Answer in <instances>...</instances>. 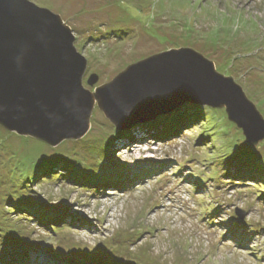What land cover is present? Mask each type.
<instances>
[{
  "label": "rangeland",
  "instance_id": "rangeland-1",
  "mask_svg": "<svg viewBox=\"0 0 264 264\" xmlns=\"http://www.w3.org/2000/svg\"><path fill=\"white\" fill-rule=\"evenodd\" d=\"M30 1L70 28L84 88L188 47L264 121V0ZM94 105L55 145L0 124V264H264V137L249 143L224 104L186 100L122 131Z\"/></svg>",
  "mask_w": 264,
  "mask_h": 264
},
{
  "label": "water",
  "instance_id": "water-1",
  "mask_svg": "<svg viewBox=\"0 0 264 264\" xmlns=\"http://www.w3.org/2000/svg\"><path fill=\"white\" fill-rule=\"evenodd\" d=\"M73 41L68 25L49 8L30 0H0L3 127L55 145L87 131L94 104L116 130L122 131L191 100L210 106L224 104L227 117L242 129L249 143L264 137L255 131L256 126L264 127V121L253 102L198 51L179 47L149 55L92 91L82 84L87 59ZM97 80L98 75L90 73L86 83L92 86ZM179 88L191 89L192 95H174ZM127 108L134 111L132 115L137 112L136 116L125 119L121 113Z\"/></svg>",
  "mask_w": 264,
  "mask_h": 264
},
{
  "label": "bare ground",
  "instance_id": "bare-ground-1",
  "mask_svg": "<svg viewBox=\"0 0 264 264\" xmlns=\"http://www.w3.org/2000/svg\"><path fill=\"white\" fill-rule=\"evenodd\" d=\"M5 153V152H4ZM9 157V156H8ZM8 161V160H7ZM4 166V165H3ZM176 220V219H175ZM177 221V220H176ZM120 224V223H119ZM176 225V224H175ZM82 228V227H81ZM88 230V229H87ZM77 232V231H76ZM145 251V250H144Z\"/></svg>",
  "mask_w": 264,
  "mask_h": 264
}]
</instances>
